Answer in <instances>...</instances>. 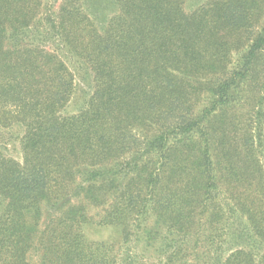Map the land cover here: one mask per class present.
<instances>
[{
  "label": "trees",
  "instance_id": "16d2710c",
  "mask_svg": "<svg viewBox=\"0 0 264 264\" xmlns=\"http://www.w3.org/2000/svg\"><path fill=\"white\" fill-rule=\"evenodd\" d=\"M189 1L0 0V264H264V0Z\"/></svg>",
  "mask_w": 264,
  "mask_h": 264
},
{
  "label": "rangeland",
  "instance_id": "374dc122",
  "mask_svg": "<svg viewBox=\"0 0 264 264\" xmlns=\"http://www.w3.org/2000/svg\"><path fill=\"white\" fill-rule=\"evenodd\" d=\"M196 4L197 0H191L187 3V6L190 8ZM74 68L76 72V79L78 81V88L76 94L64 108L63 113H75L80 110L84 103L85 91H87V86L84 82V78H82L83 74L78 63L74 64ZM21 134L22 128L20 125H14L12 128L7 130V133L4 135L5 138L3 137L0 139V156L3 155L6 157H13L17 160L21 159L22 153L20 151L19 143ZM48 212V210H45V216L48 214ZM85 231L90 240H104L118 243L121 239L120 230L112 226H99L96 223H91L85 227Z\"/></svg>",
  "mask_w": 264,
  "mask_h": 264
}]
</instances>
